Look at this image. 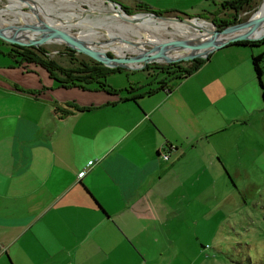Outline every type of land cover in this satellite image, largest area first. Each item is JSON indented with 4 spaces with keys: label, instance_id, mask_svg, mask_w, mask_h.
<instances>
[{
    "label": "crops",
    "instance_id": "crops-1",
    "mask_svg": "<svg viewBox=\"0 0 264 264\" xmlns=\"http://www.w3.org/2000/svg\"><path fill=\"white\" fill-rule=\"evenodd\" d=\"M221 1L148 6L197 17ZM0 43L8 59L0 58V264L162 259L170 240L157 230L180 229L186 196L191 209L195 197L209 209L222 162L216 140L232 142L259 92L264 102L251 65L262 46L227 44L184 78L124 100L123 91L57 86L40 65L15 63ZM66 101L86 108L63 114Z\"/></svg>",
    "mask_w": 264,
    "mask_h": 264
},
{
    "label": "rangeland",
    "instance_id": "rangeland-1",
    "mask_svg": "<svg viewBox=\"0 0 264 264\" xmlns=\"http://www.w3.org/2000/svg\"><path fill=\"white\" fill-rule=\"evenodd\" d=\"M32 1L38 5L41 17L45 19L44 21L46 23L49 22L48 24L51 22L50 19L54 17L53 14L66 13L68 11H72L74 15L81 16L84 21H90L91 24L100 28L106 24L115 25L117 23V20L103 13L106 11L105 3H101V7H99L93 2L87 3L83 2V0H66L68 2L65 3H75L77 5L71 9L69 6H62L63 3L58 6L56 0H52L53 2L51 0ZM115 1L124 6H128V3L125 4L123 0H119L121 2L118 0ZM144 1L148 5V0ZM150 1L152 5H155L156 0ZM45 2L48 10L43 8ZM259 2L260 0L252 10L245 13L241 12L240 17L246 19L254 10H257ZM78 7L81 10L95 8L94 10H97L98 13H88L82 16L81 12L77 10ZM156 7L158 6L151 9L159 10ZM217 8L218 6L215 9ZM260 8H264V1ZM5 10L10 11V13L12 11V13L21 12V14L30 12L21 0H0V11ZM176 11L190 15L188 11L185 12L180 9ZM208 13H212V11ZM3 17L7 21L15 18L11 14H3ZM29 18L36 22L35 16ZM20 20H13L10 24L16 22V24L22 25V23H19ZM204 20L210 23L209 19ZM209 23L201 24L205 28H208L211 26ZM76 27H70V31L79 34L81 30ZM123 30L125 29L123 28ZM167 30L171 31L170 35L159 30L161 38L163 37L166 40L183 38V35H178L173 29L168 28ZM147 32L145 31L144 33L147 34ZM130 36L133 37V35H129L128 37ZM31 40L33 39L31 38ZM110 40L112 41V39ZM125 40L136 41L133 38H126ZM96 41L100 46H104L109 42L105 36L99 37ZM116 44L118 46L115 45L112 48L100 47L101 49L99 48V50H107L105 53L109 54H117L116 52L119 51L120 53L118 55H132L131 50H126L119 46L121 43L118 42ZM41 46L49 52L48 56L51 59L63 65L68 64V58L61 53L64 48L63 46L66 45L63 43H44ZM142 47L146 49L148 46L144 44ZM255 47H252L254 51L256 50ZM5 48V45L0 43V49L5 51ZM54 51L59 52L55 53ZM74 54L78 58H86L82 54L76 52ZM1 59L8 60L7 57H2ZM28 66L40 68L34 64ZM142 68H123L124 70L122 71L112 72L106 76L105 82L115 90L121 87H128L130 83L138 86L144 84L142 85V90L153 87V78L146 76ZM156 79L158 80V77ZM261 80L264 83V73ZM147 82L152 83L145 84ZM255 85L257 87L256 80ZM259 95L260 92L258 93L256 103L253 106L254 110L250 114L248 125L245 126L244 131L240 132L235 129L232 142H228L226 145L220 139L216 140L214 147L218 152V159L222 157L223 163L220 160L217 161V195L216 197H212V205L207 209L203 206L202 201H204V198L195 197L196 204L191 209L188 204L193 205L194 202L190 196H186L187 210L183 220H180V229L178 231L172 228L169 230H157V233L161 231L164 233L168 232L170 241L169 244L162 246V259L153 261V264H264V102L261 101ZM186 184L189 185V182H186Z\"/></svg>",
    "mask_w": 264,
    "mask_h": 264
},
{
    "label": "trees",
    "instance_id": "trees-1",
    "mask_svg": "<svg viewBox=\"0 0 264 264\" xmlns=\"http://www.w3.org/2000/svg\"><path fill=\"white\" fill-rule=\"evenodd\" d=\"M259 0H223L218 4L217 11L209 13L208 16L206 13H200L197 15L199 18L209 19L211 23L217 28H223L228 25L243 20L240 17V13L247 12L252 10L256 3ZM121 7L127 14H133L134 12H153L155 14L163 15H177L183 17H191L185 13H180L175 10H153L148 5L142 2H135L133 6H124L121 4ZM210 30H213V26L208 27ZM2 42V41H0ZM235 44H247L249 46H259L261 45L263 50L251 56V65L252 70L257 78L259 86L261 88V96L264 101V84L262 83V76L264 73V37L259 40H241L233 42ZM9 49L7 54H9L15 63L21 64H37L40 65L47 73L48 77L55 81L57 86L60 87H76L82 90H99L109 94L124 92V95H120L121 99H134L139 94H146L151 91L152 87H149L145 90H140L143 86L127 87L118 90H114L112 87H109L106 82V76L112 72H119L124 70L123 68L115 67L108 68L105 67L89 58H78L74 54V50L68 46H63V53L68 58V64L63 65L58 61L51 59L48 56V51L43 48V46H20L15 44H8ZM59 51H56L58 53ZM109 54V53H107ZM110 55V54H109ZM207 58H193L188 61H178L165 64L151 63L146 64L142 71L145 72L146 76L153 78L154 90L162 89L166 80L174 79L180 80L185 76L196 71L206 60ZM158 77V80L156 79ZM152 82H147L145 84H151ZM144 85V84H143ZM138 93H137V92ZM136 92V95L129 96ZM85 106H78L72 101H66L58 109L63 114L71 110H82L85 109Z\"/></svg>",
    "mask_w": 264,
    "mask_h": 264
},
{
    "label": "water",
    "instance_id": "water-1",
    "mask_svg": "<svg viewBox=\"0 0 264 264\" xmlns=\"http://www.w3.org/2000/svg\"><path fill=\"white\" fill-rule=\"evenodd\" d=\"M103 3L112 6L115 11H119L123 17H127L128 21L132 23L138 22V18L150 17L157 18L160 20L173 21L177 23L187 24L194 26V21L201 19L199 17H183L177 15H163L155 14L153 12H140L134 14H127L121 5L115 0H102ZM262 0H260L261 2ZM259 2V3H260ZM259 5V4H258ZM257 5V6H258ZM27 10L34 13V9L30 6H26ZM256 10H254L246 19L240 20L232 25L225 26L223 28L217 29L213 23V30L210 33V38L200 40H190L185 38H173L164 40L162 42H157L156 44H148L144 51L134 53L132 55H115L102 53L89 48L86 42L79 37L77 32H72L64 30L61 28H56L48 23H46L38 15L36 16V23L29 24L27 27L16 26L13 31L8 29L0 28V40L7 44H15L20 46H41L51 39H59L61 43L73 49L76 53L82 54L87 58L105 66L108 68H125V69H140L146 64L158 63L165 64L178 61H188L193 58H207V56L214 50H217L227 44L241 41V40H259L264 37V32L255 35L262 26H264V13L260 15H254ZM204 20V19H203ZM20 29L39 31L41 36L37 40H23L18 39L14 36ZM126 43L133 44V41H126ZM172 49H180L186 51V54L176 57V58H166L162 57L163 54ZM128 64H133L134 66H129Z\"/></svg>",
    "mask_w": 264,
    "mask_h": 264
},
{
    "label": "bare ground",
    "instance_id": "bare-ground-1",
    "mask_svg": "<svg viewBox=\"0 0 264 264\" xmlns=\"http://www.w3.org/2000/svg\"><path fill=\"white\" fill-rule=\"evenodd\" d=\"M21 1H23V3L25 4V7L26 6L32 7L34 9V13L31 12L30 10H29L30 12L22 13V14H21V12L16 13L15 11H14L15 13H12L13 11L10 13V11H8V10L0 11V28L1 29H8V30L13 31L14 27L19 26V24H16V22L13 24H10V22L13 20L21 19L19 21V23H22V25H24V26L20 25V27L24 28V27H27L29 24L36 23L35 21L31 20L29 17H34L35 15H38L40 18H42L40 13H39L38 5H36L32 0H21ZM263 1L264 0H262L259 3V5L257 6V10H256L254 15H260V14L264 13V8L263 9L260 8ZM46 2L43 5V8H45V9H47L46 8V6H47ZM65 2H68V1L56 0V3L58 4V6L61 3H63L62 6H69L71 9L73 7L77 6V5H75V3L69 4V3H65ZM83 2H87V3L93 2V3H96V5H98L99 7H101V3H103L102 0H83ZM94 9L89 8L86 10H81L79 7L77 8V10L79 12H81L82 16L85 14H88V13H95V12L98 13V11L97 10L95 11ZM91 10H92V12H91ZM93 10H94V12H93ZM103 13L108 14L110 17L117 20V23H115V25L114 24L113 25L106 24L105 26H103V27L101 26V28H100L98 26L91 24L90 21H84L81 18V16L78 17V16L74 15V13L72 11H68L66 13H60V14L55 13V14H53L54 17H52L50 19L51 22L49 25H52L53 27H56V28L68 30V31L70 30V27L72 28V27H76L77 25H79L76 27V28H80V30H81V32L78 34L79 37L86 42V44L89 48L96 50V51H99V52H102V53H105L107 50L105 49L106 51H104V50L100 51L99 50L100 47L112 48L113 46L117 45L116 43H118V42L121 44H124V45L119 44V46L121 48L126 49V50L127 49L131 50L132 54L144 51L145 49L142 47V45H144V44H146V45L156 44L157 42L159 43V42L166 40L163 37L162 38L160 37L159 30H162L167 35L168 34L170 35L171 31L167 30L168 28H171V30L173 29L178 35L179 34L183 35L182 37L185 39L200 40V41L210 38L209 36H210L211 31H212L209 28H205L201 24V23H209L203 19L202 20L201 19L195 20L194 26H190L187 24L177 23V22H173V21L160 20L157 18H150V17H141L138 15V16H135V18H138V22L132 23L131 21H128L127 17H123V15L119 11H115V9L108 4H106V11H104ZM3 14H8V15L11 14L12 16H15V18H13V20H11V21L10 20L7 21L6 18L3 17ZM8 17L10 18V16H8ZM42 19L45 20L44 18H42ZM121 27H123L125 30H123V28H121ZM145 31H148L147 34H150V35H147L146 33H144ZM262 32H264V26H262L256 33H254V36L261 34ZM173 34H175V33H173ZM129 35H133V37H131V36L128 37ZM14 36L18 39H23V40H31V38L33 40H37L41 36V33L39 31H30V30L20 29L16 34H14ZM101 36L107 37V39L109 41L104 46H100L99 44H97L98 42L96 41ZM126 38L136 39V41L135 40H129V41H133L134 45L126 43V41H127V40H125ZM110 39H112V41ZM46 43L60 44L61 41L59 39H51V40L47 41ZM142 49H144V50H142ZM110 51H112V50H110ZM116 53L117 54H115V53L114 54L118 55L120 52L117 51ZM184 54H186V51H184V50L172 49V50L166 51L162 57L163 58L164 57L176 58V57L182 56ZM123 55H125V54H123ZM118 56H120V55H118ZM128 65L134 66L133 64H128Z\"/></svg>",
    "mask_w": 264,
    "mask_h": 264
},
{
    "label": "built area",
    "instance_id": "built-area-1",
    "mask_svg": "<svg viewBox=\"0 0 264 264\" xmlns=\"http://www.w3.org/2000/svg\"><path fill=\"white\" fill-rule=\"evenodd\" d=\"M54 52L56 53V51H54ZM48 54H49V52H48ZM160 156L164 160L167 158V154L166 153H162V154H160Z\"/></svg>",
    "mask_w": 264,
    "mask_h": 264
}]
</instances>
